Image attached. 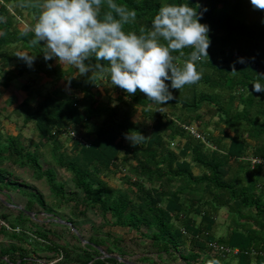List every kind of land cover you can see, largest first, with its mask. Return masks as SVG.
<instances>
[{
  "label": "trees",
  "instance_id": "obj_1",
  "mask_svg": "<svg viewBox=\"0 0 264 264\" xmlns=\"http://www.w3.org/2000/svg\"><path fill=\"white\" fill-rule=\"evenodd\" d=\"M173 2L177 0H116L136 11L124 27L138 35L150 32L159 8ZM181 2L203 12L201 23L210 27L209 57L196 62L201 79L180 90L170 88L173 99L161 105L139 90L128 94L114 86L109 62L93 55L86 73L65 79L70 93H48L32 110L29 87L24 88L25 125L34 123L38 134V142L30 144L21 134L2 133L0 99V196L19 187L15 168L30 170L60 202L74 203L65 228L94 213L104 226L133 234L136 245L147 251L140 261L156 264V256L166 255L178 264H264V164L252 166L250 161L264 160V93L252 86L264 83V9L251 0ZM21 5L0 0L3 87L34 69L64 79L61 66L45 58L46 42L33 43L34 25L28 31L17 28ZM108 11L105 4L100 18ZM35 13L37 22L41 11ZM19 48L26 51L24 57L18 56ZM192 51H174V63L183 67ZM14 61L15 72L7 71ZM102 78L116 91L108 104L101 103L97 90ZM136 114L140 122L134 120ZM135 131L145 136L136 145L127 138L138 135ZM65 135L72 141L69 152L60 140ZM49 145L51 161L42 164L41 149ZM56 169L71 174L75 191L58 182ZM119 174L122 187H114L108 178ZM21 191L26 209L0 203V264H37L44 255L55 264H126L123 240L111 231L96 232L87 243L76 238L78 245L60 244L57 224L37 225L34 210L37 204L45 207L42 196ZM2 208L10 214L1 213ZM224 210L232 227L217 236ZM215 245L239 254L218 252Z\"/></svg>",
  "mask_w": 264,
  "mask_h": 264
},
{
  "label": "clouds",
  "instance_id": "obj_2",
  "mask_svg": "<svg viewBox=\"0 0 264 264\" xmlns=\"http://www.w3.org/2000/svg\"><path fill=\"white\" fill-rule=\"evenodd\" d=\"M251 3L264 9V0ZM105 4L109 11L101 19ZM202 15L189 3L177 0L161 6L151 21V31L138 35L124 27L135 19L136 11L116 0H45L34 25L33 43L45 41L46 59L55 57L80 73L89 70L86 61L93 55L107 61L114 86L128 94L139 90L154 103L165 105L173 99L170 88L180 90L201 79L196 62L208 56L211 43L210 27L201 23ZM185 48L193 51L183 67H178L172 53L179 50L183 54ZM239 62L243 63L244 58ZM252 86L256 93H264V83L257 81ZM135 132L138 135H127L134 145L145 137Z\"/></svg>",
  "mask_w": 264,
  "mask_h": 264
},
{
  "label": "rangeland",
  "instance_id": "obj_3",
  "mask_svg": "<svg viewBox=\"0 0 264 264\" xmlns=\"http://www.w3.org/2000/svg\"><path fill=\"white\" fill-rule=\"evenodd\" d=\"M23 4L19 7V10L22 12V17L19 20H16L17 28L22 31H28L32 25H35L36 22V13L38 11H42L43 4L42 0H18ZM12 5L10 6V11L13 14L15 9ZM35 11V12H34ZM1 34V32H0ZM19 57H24L26 51L21 48L16 50ZM17 61H14L7 68V71L15 72V68L17 67ZM53 65H60L62 70L66 73L64 79H59L57 77H46L42 72H38L36 69L32 70L30 73H26L23 76L16 77L11 85L6 89L2 85L1 79L4 76L6 70L2 69L0 66V99H1V107L2 117H1V131L3 134L9 133L11 135L21 134L23 138L26 140V144H30L31 142H38V134L36 132V128L34 123H29L25 125V118L28 115L27 108L23 106V102L28 99V94L25 91V87H29V91L31 93L30 97L31 108L32 110L35 108L38 101L42 99L46 94L52 93L55 90H61L65 93H70V89L68 84L65 82L66 78L74 77L78 78L83 75L80 71L73 65L63 64L57 58H53ZM99 98L101 103L108 104V96L110 94L116 93L115 88L112 84H109L105 79L100 80V85L98 87ZM38 92H40L41 96H39ZM115 105V104H112ZM134 120L136 122H140V115L136 114L134 116ZM145 130V127H143ZM196 133V130H193ZM75 137H80L78 132H74ZM61 142L65 144L64 150L69 152V148L71 147L72 141L69 136L60 137ZM173 147V146H172ZM177 147V146H174ZM41 153L44 156V160L42 164H44L45 160L51 161L52 155V147L49 145L46 148L41 149ZM19 178L17 181L18 188L16 190H12L6 194L0 196L1 201L7 202L11 205L12 208H22L26 209L27 206V197L22 193V190H33L40 194L45 202V207L41 205H36L34 214H37L36 221L37 225L43 227L44 223L49 221L54 222L58 226L55 227L56 232L59 236L62 237L61 240H58L60 244H64L68 242L69 244L78 245L79 242L76 238L80 239L83 243H87L92 235L99 232V234H107L111 231L114 235L123 240L122 249L126 252V257L123 259L124 261L129 262L130 264H153L150 260H142L143 254L147 251L142 246H137L134 242L133 234L125 232V230H120L118 228H108L104 226L102 219L95 215L94 213H90L89 217L84 221L75 222L72 225V229L77 228L76 231H71L70 228H65L71 221V207L74 203H66L60 202L55 196H53L48 188L46 181H36L32 176V171L25 169H14ZM57 170V169H56ZM196 174H199V170L194 168ZM58 173V182L66 183L68 192L75 191L73 184L70 182L71 174L67 172H62L57 170ZM123 174H119L118 176L111 175L108 180L111 185L114 187H122V182L119 180L120 176ZM6 203V204H7ZM9 206V205H7ZM48 210V211H47ZM1 213H9L10 211L7 209H1ZM12 219V218H11ZM2 223L0 219V224ZM219 231H217V236H221L226 234L227 230L232 227L231 218L228 215L227 211H222L219 219ZM102 232V233H101ZM106 237V236H105ZM4 245L10 246L11 242L4 241ZM48 255H44V260L37 261V264H55V261L46 260ZM53 255H50L52 257ZM141 258V259H140ZM158 262L156 264H178L174 262V260L169 256H162L160 259L156 256Z\"/></svg>",
  "mask_w": 264,
  "mask_h": 264
},
{
  "label": "built area",
  "instance_id": "obj_4",
  "mask_svg": "<svg viewBox=\"0 0 264 264\" xmlns=\"http://www.w3.org/2000/svg\"><path fill=\"white\" fill-rule=\"evenodd\" d=\"M197 138H199L200 136L197 134V133H194L192 132ZM251 164L252 166H256V165H262L264 164V160H261V159H251ZM214 249L218 252H221V251H225L226 253H231L232 255L234 256H237L239 254V250L238 249H234L233 251L230 250V249H225L223 247H219L217 245L214 246Z\"/></svg>",
  "mask_w": 264,
  "mask_h": 264
},
{
  "label": "water",
  "instance_id": "obj_5",
  "mask_svg": "<svg viewBox=\"0 0 264 264\" xmlns=\"http://www.w3.org/2000/svg\"><path fill=\"white\" fill-rule=\"evenodd\" d=\"M119 259V258H118ZM126 264H130L129 262L125 261Z\"/></svg>",
  "mask_w": 264,
  "mask_h": 264
}]
</instances>
